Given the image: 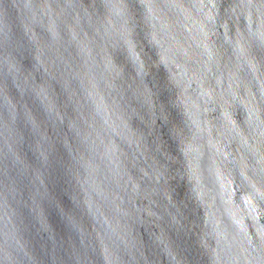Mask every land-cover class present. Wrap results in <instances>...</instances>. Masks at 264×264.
I'll list each match as a JSON object with an SVG mask.
<instances>
[{
    "label": "water",
    "instance_id": "95a60500",
    "mask_svg": "<svg viewBox=\"0 0 264 264\" xmlns=\"http://www.w3.org/2000/svg\"><path fill=\"white\" fill-rule=\"evenodd\" d=\"M0 264H264V0H0Z\"/></svg>",
    "mask_w": 264,
    "mask_h": 264
}]
</instances>
